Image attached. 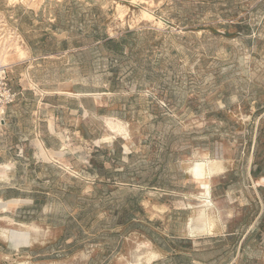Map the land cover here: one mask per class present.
Instances as JSON below:
<instances>
[{"label":"rangeland","instance_id":"rangeland-1","mask_svg":"<svg viewBox=\"0 0 264 264\" xmlns=\"http://www.w3.org/2000/svg\"><path fill=\"white\" fill-rule=\"evenodd\" d=\"M1 64L0 264H264V0H0Z\"/></svg>","mask_w":264,"mask_h":264},{"label":"built area","instance_id":"built-area-1","mask_svg":"<svg viewBox=\"0 0 264 264\" xmlns=\"http://www.w3.org/2000/svg\"><path fill=\"white\" fill-rule=\"evenodd\" d=\"M18 94L10 85V71L7 66L0 65V122H4L5 111L16 103Z\"/></svg>","mask_w":264,"mask_h":264},{"label":"crops","instance_id":"crops-1","mask_svg":"<svg viewBox=\"0 0 264 264\" xmlns=\"http://www.w3.org/2000/svg\"><path fill=\"white\" fill-rule=\"evenodd\" d=\"M6 175L5 171L1 170L0 167V236L3 235L2 233L5 231L3 229V223L4 219H6L7 216L13 218L15 220L16 214L19 213L20 208L16 206V202L19 199L16 197H7V186H6ZM8 204V206H7Z\"/></svg>","mask_w":264,"mask_h":264},{"label":"bare ground","instance_id":"bare-ground-1","mask_svg":"<svg viewBox=\"0 0 264 264\" xmlns=\"http://www.w3.org/2000/svg\"><path fill=\"white\" fill-rule=\"evenodd\" d=\"M21 50V48H20ZM21 53V52H20ZM42 148V147H41ZM43 150V148H42ZM211 162L210 161H207V162H203L201 164H195L190 170H189V174L193 177V179H195L196 181H202L209 177L211 174H213V169L211 167ZM214 167V166H213ZM200 183V182H199ZM204 187V190H205V194L208 196L210 195V188H209V185L207 183H202L200 184ZM202 198V197H201ZM211 200V199H209ZM209 200H204V203L205 204H209ZM203 203V204H204ZM202 205V204H201ZM8 206V205H7ZM205 206V205H204ZM205 210H207L205 208ZM207 217V216H206ZM208 222V221H207ZM208 224V223H207ZM208 230V228H207ZM191 231V230H190ZM16 233L15 230H9V231H4L2 234L4 236H8L9 239H11V237L13 236V234Z\"/></svg>","mask_w":264,"mask_h":264}]
</instances>
